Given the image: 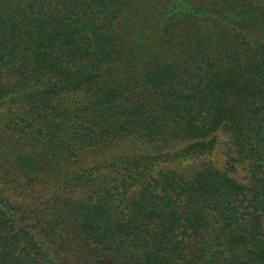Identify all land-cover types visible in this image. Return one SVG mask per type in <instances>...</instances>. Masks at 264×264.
<instances>
[{
    "label": "trees",
    "instance_id": "trees-1",
    "mask_svg": "<svg viewBox=\"0 0 264 264\" xmlns=\"http://www.w3.org/2000/svg\"><path fill=\"white\" fill-rule=\"evenodd\" d=\"M0 264H264V0H0Z\"/></svg>",
    "mask_w": 264,
    "mask_h": 264
},
{
    "label": "rangeland",
    "instance_id": "rangeland-1",
    "mask_svg": "<svg viewBox=\"0 0 264 264\" xmlns=\"http://www.w3.org/2000/svg\"><path fill=\"white\" fill-rule=\"evenodd\" d=\"M222 140H223V142L229 141L228 137H226V136H222ZM113 153H114V150L113 151L108 150V152H107L106 149L104 151L103 149L97 148V149L93 150V154H91L90 152H88L86 154V156H87V159H86L87 164L88 165H90V164L93 165V164L97 163L99 161V159L102 160L103 158H106L107 156H110ZM204 159L211 160L216 166H218L220 168H224L225 167L226 158H225V156L223 154V151L221 149L216 151L211 156L204 157ZM234 175L239 180H243L245 175H246V171H245L244 168H240L238 173H236Z\"/></svg>",
    "mask_w": 264,
    "mask_h": 264
}]
</instances>
